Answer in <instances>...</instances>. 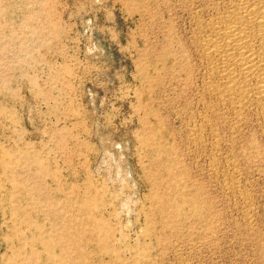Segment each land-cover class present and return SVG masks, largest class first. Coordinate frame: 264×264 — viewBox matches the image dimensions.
<instances>
[{"label":"rangeland","instance_id":"1","mask_svg":"<svg viewBox=\"0 0 264 264\" xmlns=\"http://www.w3.org/2000/svg\"><path fill=\"white\" fill-rule=\"evenodd\" d=\"M235 3L0 0V264H264V106L200 50Z\"/></svg>","mask_w":264,"mask_h":264},{"label":"bare ground","instance_id":"2","mask_svg":"<svg viewBox=\"0 0 264 264\" xmlns=\"http://www.w3.org/2000/svg\"><path fill=\"white\" fill-rule=\"evenodd\" d=\"M217 18L200 43L208 69L217 75L216 83L207 85L235 112L251 100L264 106V0H236Z\"/></svg>","mask_w":264,"mask_h":264}]
</instances>
